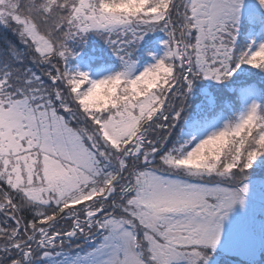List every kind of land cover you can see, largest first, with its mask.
Here are the masks:
<instances>
[{
  "label": "snow or ice",
  "instance_id": "obj_1",
  "mask_svg": "<svg viewBox=\"0 0 264 264\" xmlns=\"http://www.w3.org/2000/svg\"><path fill=\"white\" fill-rule=\"evenodd\" d=\"M0 264H264V0H0Z\"/></svg>",
  "mask_w": 264,
  "mask_h": 264
}]
</instances>
